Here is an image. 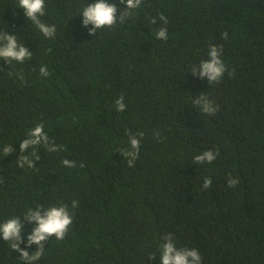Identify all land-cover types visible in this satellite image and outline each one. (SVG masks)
I'll use <instances>...</instances> for the list:
<instances>
[{"label":"trees","instance_id":"trees-1","mask_svg":"<svg viewBox=\"0 0 264 264\" xmlns=\"http://www.w3.org/2000/svg\"><path fill=\"white\" fill-rule=\"evenodd\" d=\"M94 2L45 0L41 20L56 27L45 38L18 0H0V33L32 52L23 63L0 61V223L68 205L65 238L45 241L34 264H160L168 233L202 264H264V0H145L123 24L89 34L80 14ZM159 13L167 42L155 37ZM213 44L227 71L209 85L191 70ZM202 93L219 106L215 115L192 103ZM121 95L124 112L115 107ZM41 123L60 150L40 146L35 167H19L20 143ZM140 132L129 167L117 151ZM6 145L16 151L4 157ZM206 150L219 156L196 164ZM35 226L21 231L30 254ZM19 255L0 237V264H25Z\"/></svg>","mask_w":264,"mask_h":264},{"label":"clouds","instance_id":"clouds-1","mask_svg":"<svg viewBox=\"0 0 264 264\" xmlns=\"http://www.w3.org/2000/svg\"><path fill=\"white\" fill-rule=\"evenodd\" d=\"M145 0H119L120 4L125 6V10L120 12L118 5L112 0H95L94 3L86 4L81 11L83 17V25L87 26L91 24L89 34H95L98 30L113 28L119 24H123L124 21L141 9ZM18 7L23 10L27 20H30L39 30V32L45 38H52L56 33L55 25H50L41 20V17L45 15V0H18ZM159 20L162 22V26L155 32V37L158 40L167 42L168 29L166 27L168 20L163 13H159ZM156 18H151V23L155 24ZM223 39H228V33L223 32L221 34ZM222 45H209L208 59L202 60L199 67L193 66L191 72L193 76H196L202 80L206 79L207 84L211 85L219 82L225 72L227 71L222 56ZM32 57V52L29 51L23 43H18L17 37L12 33H0V61L17 63H23L25 60H29ZM40 75L48 77L50 75L46 66L40 67ZM229 75L232 72L229 71ZM192 103L199 107L202 113L207 115H215L219 110V106L205 94H201L192 100ZM116 110L124 112L126 105L124 103V96L121 95L115 101ZM129 148L120 149L119 152L123 157L127 158L128 166L133 167L134 161L139 158L140 138L144 133L138 134L129 133ZM159 136V133H157ZM27 138L23 139L20 143L19 152L20 156L17 158L18 166L28 168H34L35 162L39 161L40 156L37 154L36 149L40 146L45 147L49 152L59 151L60 148L54 142L49 140L48 134L44 131V125L37 124L34 128L30 129L27 133ZM28 149L31 152L25 154ZM4 157L8 156L16 151L12 145H6L2 148ZM219 156V152H213L206 150L195 156L194 161L196 164L211 163ZM63 165L67 168L76 167L74 161L68 159L63 160ZM83 168V163L80 164ZM238 178L233 179L229 176L228 186L235 187L238 183ZM212 186L211 178H205L203 181L204 189H208ZM78 201L72 202V208L75 209ZM23 221L19 217H13L7 221L0 223V237L4 241H8L11 244V248L19 252L21 260L25 264H34L38 261L44 253L45 241L49 238L55 237L56 240H63L68 232L69 226L73 222V216L69 211L68 205L61 204L57 206H50L44 208L42 205L35 209L29 208L23 216ZM35 224L31 234L27 236L26 247L31 245H37L36 250L33 253H29L25 249L20 248V244L23 242L21 231L26 225ZM160 264H202L201 255L195 248H178L173 239L171 233L162 236ZM149 258L156 259L155 254H150Z\"/></svg>","mask_w":264,"mask_h":264}]
</instances>
